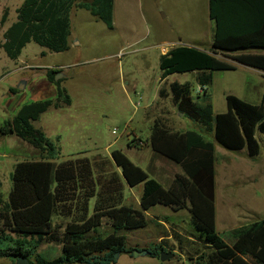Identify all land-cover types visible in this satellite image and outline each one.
<instances>
[{
  "label": "trees",
  "instance_id": "16d2710c",
  "mask_svg": "<svg viewBox=\"0 0 264 264\" xmlns=\"http://www.w3.org/2000/svg\"><path fill=\"white\" fill-rule=\"evenodd\" d=\"M114 4L115 0H24L17 10V22L5 31L0 48L12 61H17L31 43L52 53H65L70 49L74 8L89 11L114 30ZM209 18L215 24L209 52L201 47L177 46L160 57L162 82L176 74L196 73L202 93L194 98L190 83L174 82L170 92L162 88L159 96L171 97L179 113L212 134L224 149L246 151L249 158L256 159L262 152L257 135L264 138V97L260 105H252L228 95L227 112L215 114L208 89L214 72L236 71V64L264 73V0H209ZM7 19L4 13L1 23ZM60 73L46 71L48 82L56 87L54 99L24 105L0 129L2 136H16L39 150L41 156L17 163L7 199L0 192V243H7L6 248L0 247V259L15 263L25 257L32 264H116L117 254L133 255L126 233L147 228V213L163 206L190 213L195 231L190 238L199 247L196 257L190 259L194 264H264V218L234 229L232 244L218 232L216 149L201 133L175 131L164 118L154 120L147 141L154 153L152 163L163 159L182 169L168 188L121 151L112 153L114 163H96L98 174L85 157L57 164L60 153L56 145L34 123L51 108L72 105L65 79H56ZM115 166L122 175L111 170ZM125 182L131 188L143 186L141 209L124 204ZM105 226L111 233L104 236L99 230ZM172 237L183 241L176 231ZM45 244L61 245L62 255L46 260L38 254ZM149 252L151 257H160L156 250Z\"/></svg>",
  "mask_w": 264,
  "mask_h": 264
},
{
  "label": "rangeland",
  "instance_id": "374dc122",
  "mask_svg": "<svg viewBox=\"0 0 264 264\" xmlns=\"http://www.w3.org/2000/svg\"><path fill=\"white\" fill-rule=\"evenodd\" d=\"M4 1L0 0V4ZM208 2L118 0V8L115 3L114 30H109L85 11H75L72 24L73 37L78 39L76 45L65 54L49 52L35 43L27 45L22 59L41 68L32 71L20 69L19 63L10 60L0 48V129L15 117L21 104L55 98L53 89L56 88L48 82L47 70L62 64L80 66L67 74L75 76L66 83L72 105L61 110L51 108L34 123L35 128L43 131L56 145L60 153L56 163L80 157L92 162L106 160L114 163L112 153L121 151L155 179L156 176L147 170L153 153L147 141L151 137L154 120L164 118L172 130L201 133L215 144L217 229L223 239L230 242L234 229L264 218L263 136L257 135L262 147L261 155L251 159L246 151L235 153L217 144L212 134L178 112L171 97L155 103L160 89L170 92V85L174 82L190 83L194 98L201 94L197 92L193 73L176 74L162 82L160 55L164 48L171 50L173 43L180 42L211 49L214 25L209 19ZM23 3L24 0H10L3 5L0 44L4 43L5 29L17 22V10ZM4 13L8 14V19L2 24ZM128 40H132L130 45L126 44ZM121 77L131 85L126 86L124 82L122 85ZM248 77H251L248 71L240 67L235 72L214 73L210 93L215 114L227 111L226 94L250 104H260L258 98L264 80L254 84L256 88H247L245 79ZM25 84V88L20 90ZM40 158V151L29 143L0 133V192L4 198L7 199L12 188L10 176L14 166L18 162ZM142 190L141 185L130 191L126 189L125 194L138 198ZM179 216L161 218L168 223L170 230L173 229L171 235L174 231L182 235V243L172 237L165 242L167 246H163V251L161 246L164 244L160 238L167 231L151 216H148L146 229L129 233L134 236L127 243L128 248L156 250L160 256L162 253L173 254L172 258L161 261V257L134 258L124 254L116 264H194L190 259L196 257L199 247L193 244L192 238L188 240L195 232L191 216L186 212ZM99 233L105 236L111 233V228L105 226ZM0 247L6 248L7 243H0ZM38 254L46 260H54L62 255V246L45 244L38 249ZM0 264L16 262L0 259Z\"/></svg>",
  "mask_w": 264,
  "mask_h": 264
},
{
  "label": "crops",
  "instance_id": "0c3cea01",
  "mask_svg": "<svg viewBox=\"0 0 264 264\" xmlns=\"http://www.w3.org/2000/svg\"><path fill=\"white\" fill-rule=\"evenodd\" d=\"M10 2V0H5L4 1V3L2 4H0V15H1V10H2V7H3V5L5 4V5H7L8 3ZM117 2V8H118V0H115V3ZM208 5H209V2H208ZM79 10H81V11H85V12H87V13H89L90 15H91V13L89 12V11H87V10H84V9H78V8H74L73 9V11H72V13H71V36H70V38H69V43H70V49H69V51H67V52H65V53H68V52H70L71 50H72V48L76 45L75 44V42L78 40L76 37H73V24H72V14H73V12H75V11H78L79 12ZM114 11H115V4H114ZM92 16V15H91ZM93 17V16H92ZM94 18V17H93ZM94 19H96V18H94ZM210 19V18H209ZM211 21V20H210ZM212 22V21H211ZM213 23V25H214V29H213V36H212V42H213V37H214V31H215V24H214V22H212ZM212 26V25H211ZM9 28V26L5 29V31L7 30ZM212 28V27H211ZM130 41H132V40H128V41H126V44L127 45H130ZM78 45V44H77ZM173 48L174 47H177V46H188V47H200V46H198L197 44H195V43H184V42H180V44H175V43H173ZM210 46V45H209ZM211 46H212V43H211ZM172 48V49H173ZM202 48V47H201ZM204 49V48H203ZM204 50H206V51H208L209 52V50H207V49H204ZM24 51V50H23ZM170 50H168V49H166V48H164L163 50H162V53H161V55H160V57L162 56V55H165V54H167L168 52H169ZM65 53H63V54H65ZM22 55H23V52H22ZM22 55L20 56V58L16 61V62H18L19 64L18 65H20V69H22V70H27V71H32V69H34V68H36V69H41V68H39V67H36V66H34L32 63H30L27 59H22ZM219 58L220 59H222V60H224V61H227V62H229V63H234V62H232V60H230V59H228V58H224V57H222V56H219ZM235 64V63H234ZM237 65V70H238V67H240V68H244V69H246L247 71H248V74L251 76V77H248V78H246L245 79V81H246V85H247V88H252V87H254V88H256L255 86H254V84H260L259 83V81H263L264 80V73L262 72V71H259V70H257V69H254V68H251V67H248V66H244V65H239V64H236ZM80 66H67V65H64V64H62L61 66H55L53 69H56V70H59V71H61V73L60 74H58L57 76H56V79H60V78H64L65 79V82H64V86H65V88H66V83L67 82H69V81H71L75 76H69V75H67L69 72H75V70L77 69V68H79ZM83 68V67H82ZM43 70V69H42ZM236 70V71H237ZM225 72H228V71H225ZM229 72H235V71H229ZM215 73V72H214ZM214 73H213V77H214ZM45 74H46V72H45ZM194 75H195V78H196V73H193ZM123 82H124V84L126 85V86H129V85H131L130 83H127L126 82V79H125V77H121V83H122V85H123ZM164 82V81H163ZM178 83V82H177ZM261 86V85H260ZM212 87V86H211ZM211 87H209V89H208V91H209V93H210V89H211ZM56 88V87H55ZM67 89V88H66ZM56 89H53V91H54V93L56 92L55 91ZM135 90V89H134ZM160 91H161V89H160ZM160 91H159V93H160ZM159 93H158V95H156V100H155V103H157V100H159V99H161L160 98V96H159ZM211 94V93H210ZM228 95H231V94H226L225 95V100H226V97L228 96ZM55 97H56V95H54ZM53 96V97H54ZM159 98H158V97ZM263 97H264V86H261V92H260V94H259V98H258V100L260 101L259 103L261 104L262 103V100H263ZM244 101V100H243ZM246 102V101H245ZM72 103H73V101H72ZM248 103V102H247ZM250 104V103H249ZM260 104H258V105H260ZM24 105H26V104H24ZM23 104H21V106L19 107V109H18V111L17 112H19V110L24 106ZM252 105H254V104H252ZM150 109V108H149ZM61 110V109H60ZM227 112V111H226ZM225 112V113H226ZM147 115H148V113H146ZM175 131H181V130H175ZM153 154L154 153H152V155H151V157H150V160H149V164H148V166H147V170L152 174H154L156 177H155V179L157 180V181H159L164 187H166V188H168L169 186H170V184L173 182V180L175 179V176L177 175V174H181L182 173V169L179 167V166H177V165H175V164H173V163H171V162H169V161H167V160H163V159H156L153 163H152V159H153ZM91 162H92V160H90ZM19 163V162H18ZM94 165H95V170H96V173L98 174V169H97V167H96V163H100V160L99 161H97V162H92ZM15 167V166H14ZM111 170L112 171H114V172H117L119 175H122L121 174V170L118 168V167H114V168H111ZM152 174V175H153ZM153 175V176H154ZM123 177V176H122ZM158 177V178H157ZM126 183V182H125ZM126 189H128L129 191L130 190H132V188L130 187V186H128V184L126 183L125 184V189H124V204L126 205V206H129V207H131V208H134V209H141V196H142V193H141V195L138 197V198H134L133 196H130V197H128L126 194H125V192H126ZM142 192H143V190H142ZM187 213V214H189L190 215V213L187 211V210H184V211H179V212H175V211H172L171 209H169V208H166V207H163V206H156V207H154L149 213H147V216H151V218H153V219H155L157 222L156 223H158L160 226H162V228H164L166 231H167V234H165L163 237H161L160 238V240H163V242L164 241H168V240H170L171 238H172V235H171V230H173V229H171L170 230V228H169V226H168V223H166V222H164L163 221V219L161 218V217H168V216H170V217H180L179 215H181V214H183V213ZM217 216V215H216ZM216 223H217V217H216ZM149 225V224H148ZM172 227V226H171ZM146 229V228H145ZM143 230V229H142ZM138 231H141V230H138ZM136 232V231H135ZM130 233V232H129ZM129 233H126V237H127V243L129 242V238H131V237H133L134 236V232L132 233V234H129ZM168 233H169V235H168ZM178 234H180V233H178ZM220 234V233H219ZM181 235V234H180ZM182 236V235H181ZM136 237V236H135ZM183 238V237H182ZM165 239V240H164ZM188 240H191V238L189 237L188 238ZM227 243H229V244H232V241H230V242H227ZM149 250V249H148Z\"/></svg>",
  "mask_w": 264,
  "mask_h": 264
},
{
  "label": "water",
  "instance_id": "95a60500",
  "mask_svg": "<svg viewBox=\"0 0 264 264\" xmlns=\"http://www.w3.org/2000/svg\"><path fill=\"white\" fill-rule=\"evenodd\" d=\"M25 86H26V84H25L22 88H19V89H20V90H23V89L25 88ZM181 115H182V114H181ZM149 253H150V252H149L148 249H145V250H138V249H135V250L133 251V257H134V258L145 257V256H148ZM172 256H173V254L162 253L161 256H160V257H161V261H166V260L172 258ZM119 258H120V255L117 254V255H116V259H117V261L119 260ZM16 264H32V263H31L30 260H28L27 258H25V257H20V258L17 259Z\"/></svg>",
  "mask_w": 264,
  "mask_h": 264
},
{
  "label": "built area",
  "instance_id": "2783aa9c",
  "mask_svg": "<svg viewBox=\"0 0 264 264\" xmlns=\"http://www.w3.org/2000/svg\"><path fill=\"white\" fill-rule=\"evenodd\" d=\"M197 92L199 93H202V89H201V87H198V90H197ZM116 132L115 131H113V134H115Z\"/></svg>",
  "mask_w": 264,
  "mask_h": 264
}]
</instances>
